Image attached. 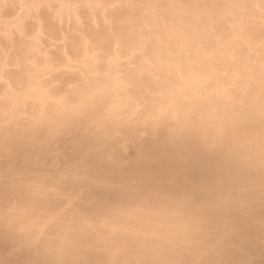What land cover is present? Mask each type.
Listing matches in <instances>:
<instances>
[{
  "label": "bare ground",
  "instance_id": "bare-ground-1",
  "mask_svg": "<svg viewBox=\"0 0 264 264\" xmlns=\"http://www.w3.org/2000/svg\"><path fill=\"white\" fill-rule=\"evenodd\" d=\"M69 1L0 0V264H264V0Z\"/></svg>",
  "mask_w": 264,
  "mask_h": 264
},
{
  "label": "rangeland",
  "instance_id": "rangeland-1",
  "mask_svg": "<svg viewBox=\"0 0 264 264\" xmlns=\"http://www.w3.org/2000/svg\"><path fill=\"white\" fill-rule=\"evenodd\" d=\"M68 1H69V0H68ZM72 1H73V0H72ZM65 2H67V1H65ZM70 2H71V0L69 1V3H70ZM76 2L81 3V1H79V0H78V1H75V0H74V2L70 3V5H73V4H74V6H76V7H77V6H80V4H79V3H76ZM67 3H68V2H67ZM96 3H97V2H96ZM96 3H93V4H96ZM54 4H55V3H54ZM56 4L58 5L59 3L56 2ZM76 4H77V5H76ZM68 5H69V4H68ZM81 5H82V3H81ZM54 6H55V5H54ZM96 6H98V7H97L98 9H103V7H104L103 4H101L100 1H98V3H97ZM101 6H103V7L100 8ZM58 7H60V5H59ZM58 7H56V8L58 9ZM80 7H81V6H80ZM80 7H77V8L79 9ZM53 8H54V7H53ZM56 8L51 9L50 11L53 12V11H55ZM80 9H81V8H80ZM52 10H53V11H52ZM103 10H104V9H103Z\"/></svg>",
  "mask_w": 264,
  "mask_h": 264
}]
</instances>
